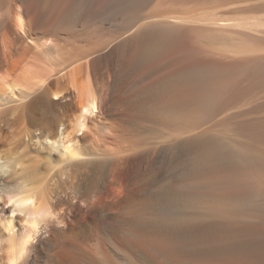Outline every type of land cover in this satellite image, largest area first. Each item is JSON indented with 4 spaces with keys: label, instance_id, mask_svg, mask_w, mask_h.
<instances>
[{
    "label": "bare ground",
    "instance_id": "bare-ground-1",
    "mask_svg": "<svg viewBox=\"0 0 264 264\" xmlns=\"http://www.w3.org/2000/svg\"><path fill=\"white\" fill-rule=\"evenodd\" d=\"M0 199V264H264V0H0Z\"/></svg>",
    "mask_w": 264,
    "mask_h": 264
},
{
    "label": "clouds",
    "instance_id": "clouds-1",
    "mask_svg": "<svg viewBox=\"0 0 264 264\" xmlns=\"http://www.w3.org/2000/svg\"><path fill=\"white\" fill-rule=\"evenodd\" d=\"M93 109H95V104H93ZM87 111V110H85ZM65 151H68L65 148ZM22 194L18 195H7L5 207L10 209H14L11 211V216L15 217L17 215L25 216L26 209L35 208L34 198H30V194H23V189H21ZM0 203H5L3 199H0ZM48 213L41 212L39 210H33L29 214H27L26 218L23 221V226L30 229L28 239L32 240L34 235H39L41 231V226L44 225L46 227V222L49 219H52Z\"/></svg>",
    "mask_w": 264,
    "mask_h": 264
}]
</instances>
